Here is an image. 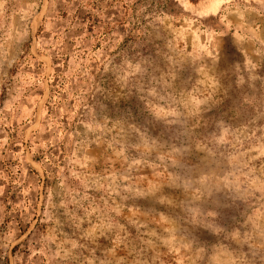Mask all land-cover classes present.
Instances as JSON below:
<instances>
[{"label":"rangeland","instance_id":"rangeland-1","mask_svg":"<svg viewBox=\"0 0 264 264\" xmlns=\"http://www.w3.org/2000/svg\"><path fill=\"white\" fill-rule=\"evenodd\" d=\"M32 2L12 0L0 15V40L10 28L27 25L28 31L23 48L9 49L13 67L0 85V199L9 210L31 189L32 226L42 223L49 189L71 151L68 140L83 133L78 121L105 72L112 108L105 139L129 159L144 155L157 165L137 169L139 179L166 175L177 158L198 160L186 178L210 187L239 183L249 169L258 176L264 51L233 33L225 60L219 44L212 52V39L219 38L197 40L196 21L205 18L191 9L200 11L202 0H57L50 10L40 4L44 15H29ZM62 133L72 135L54 139ZM89 153L96 172L122 167L107 143L90 145ZM147 252V264H180L179 252L166 246Z\"/></svg>","mask_w":264,"mask_h":264},{"label":"clouds","instance_id":"clouds-1","mask_svg":"<svg viewBox=\"0 0 264 264\" xmlns=\"http://www.w3.org/2000/svg\"><path fill=\"white\" fill-rule=\"evenodd\" d=\"M56 2L33 0L28 14L44 15L38 12L40 4L50 10ZM11 3L0 0V15L9 11ZM200 9L191 11L205 18L207 26L197 19L194 35L197 40L200 35L219 38L212 39V52L219 44L228 60L233 33L264 51V0H202ZM27 35L24 25L19 31L7 29L0 40V85L13 67L9 49L23 48ZM81 74L87 75V69ZM109 80L105 72L90 101L92 107L78 121L83 133L68 140L71 151L57 173V183L49 189L42 223L32 226L36 209L31 189L10 210L0 199V264H8L13 252L12 264H140L142 258L147 264V249L157 246L179 252L180 264H264V165L255 170L258 176L249 169L244 180L220 189L187 179L199 161L177 158L171 172L145 183L136 170L157 165H149L150 158L144 155L129 159L105 139L111 131ZM74 98L79 103L83 94ZM64 135L72 134L54 139L63 140ZM105 143L122 167L96 172L98 161L89 146ZM4 196L0 186V197ZM253 205H258L257 210L248 214Z\"/></svg>","mask_w":264,"mask_h":264}]
</instances>
